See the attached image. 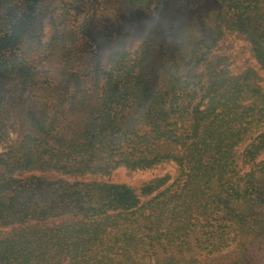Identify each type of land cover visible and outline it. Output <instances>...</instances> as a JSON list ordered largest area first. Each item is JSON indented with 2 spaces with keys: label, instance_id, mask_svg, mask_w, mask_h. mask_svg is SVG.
<instances>
[{
  "label": "trees",
  "instance_id": "1",
  "mask_svg": "<svg viewBox=\"0 0 264 264\" xmlns=\"http://www.w3.org/2000/svg\"><path fill=\"white\" fill-rule=\"evenodd\" d=\"M53 2L0 0V135L22 132L0 152V264H264L263 77L218 53L236 31L264 72V0H217L169 44L152 39L160 14L144 23L156 0ZM191 94L192 128L176 115ZM169 144L184 147L170 182L77 178L153 167Z\"/></svg>",
  "mask_w": 264,
  "mask_h": 264
},
{
  "label": "rangeland",
  "instance_id": "2",
  "mask_svg": "<svg viewBox=\"0 0 264 264\" xmlns=\"http://www.w3.org/2000/svg\"><path fill=\"white\" fill-rule=\"evenodd\" d=\"M51 1L53 2L54 0ZM157 5H164V6L161 9V11L157 12V14H160L159 16L160 18L157 26L154 28L155 33L152 36V39L153 40L165 39V44H169L172 43V40L175 38V35L178 34L179 29L181 28V24L185 22V26H186L187 22H191L190 21L191 18L193 17L200 18L201 20H205L209 22L216 20L218 16V11L216 10V7L219 5V3L217 2V0H156L155 6ZM56 7L60 9V5ZM150 15H152V10L148 11L146 14V18L144 20L145 25H149L147 18ZM190 31H191L190 27L184 28V32H183L184 38L189 35ZM50 34H51V30L49 28L45 29V36H43V39L45 40L47 36ZM136 43H138L137 40L135 41L134 44ZM172 45H173L172 52L175 53V44H171L170 46ZM219 45H220V49L218 53L230 55V58L228 59V62H230L229 63L230 69H232L235 72H238L246 68L247 66H251L257 71L259 76L263 77L261 83H264V72L262 69H260L259 65L255 63L251 46L247 42V40L242 36V34H239L236 31H228L227 33L224 34L223 38L220 40ZM167 47H169V45L165 46V48ZM147 50L149 53H151V55L157 56L154 49H147ZM57 63H58L57 59L52 60L50 58H46V60H43L40 63L42 65V66L40 65V67L43 69V71H46V73L49 76H53L54 74H56L55 68L58 66ZM180 67L182 70L186 69L185 65L183 64ZM191 88L192 87H189L188 89L190 90ZM194 89L196 90L198 89V87H194ZM170 95L171 94L167 95L166 96L167 98L161 103L154 104L150 102L153 106L148 109V113L152 115L153 118L163 116V113L161 111L166 106L169 97H171ZM191 96H193V94H191ZM197 100H198V96L194 95L193 97L187 99L183 106L181 105L177 106L178 113L176 115L182 114L188 116L186 117L187 119L186 126L190 125L191 128L193 122L195 121V118L193 115L189 117L188 112L192 111V108L194 107ZM160 105L163 106L159 107ZM180 122L176 123V125L173 123L171 124L170 127L173 126L174 127L173 130H175L176 128L178 132L180 131L179 127H181ZM16 127L17 124L14 126H10L7 133L0 135V152L5 150L8 147L7 145H12L14 143H17L19 139V133L22 132L20 129H17ZM187 131L188 130L184 132L185 133L184 136L187 135L188 133ZM163 150L169 154L167 159L164 160L162 163L147 169H131V168H126L123 165H120L112 170L110 178L107 175L101 173H94V175H86L85 177L81 176L77 178L84 180L90 178L103 179V180L108 179L109 181H112L116 184L129 186L136 193H139L140 187L145 183L150 182L156 176H163L165 181L170 182L179 175L177 160L172 158L175 157L176 155L181 156L182 152H184V147L181 144H169V145H164L162 151ZM34 172L35 174L41 175L47 179H55L60 176H63L58 171H54V170L52 171L36 170ZM74 177L75 176L68 175L67 178L69 180H73ZM215 211L214 210L208 211L207 215L209 217H212L213 215H218L219 213H216ZM233 257H235V253L233 251H230L225 258L233 259ZM261 261H263L264 263V258H262Z\"/></svg>",
  "mask_w": 264,
  "mask_h": 264
},
{
  "label": "clouds",
  "instance_id": "3",
  "mask_svg": "<svg viewBox=\"0 0 264 264\" xmlns=\"http://www.w3.org/2000/svg\"><path fill=\"white\" fill-rule=\"evenodd\" d=\"M158 9H159V6L153 7V9H152V15L148 16L147 19H148V22H149L150 24H155V23L157 22V20L154 19V18H155L156 15H157ZM140 36H141L142 38L146 37V36H147V32H146V31H142V32L140 33Z\"/></svg>",
  "mask_w": 264,
  "mask_h": 264
}]
</instances>
